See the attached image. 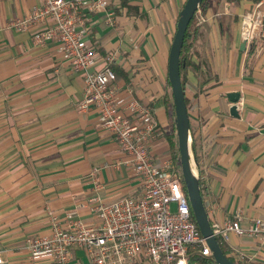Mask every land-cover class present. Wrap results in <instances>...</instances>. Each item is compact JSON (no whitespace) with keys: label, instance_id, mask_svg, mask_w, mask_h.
I'll return each instance as SVG.
<instances>
[{"label":"crops","instance_id":"0c3cea01","mask_svg":"<svg viewBox=\"0 0 264 264\" xmlns=\"http://www.w3.org/2000/svg\"><path fill=\"white\" fill-rule=\"evenodd\" d=\"M41 2L0 0V264H54L31 259L24 247L27 236L49 233L47 208L92 223L96 217L80 206L92 195L111 201L140 192L132 165L101 125L97 108L76 107L83 77L72 69L60 43L34 42L37 25L26 30L11 25ZM184 2L110 0L113 22L94 14L87 35L96 53L115 54L116 78L110 85L117 95L152 108L158 124L149 143L154 158L172 153L167 61ZM248 11H260L264 24V0H208L194 42L195 64L184 80L208 217L222 222L239 212L244 225L253 217L264 218V25L242 47L239 23ZM231 91L239 92L237 117L229 113ZM226 244L229 254L243 255L242 262L264 264L261 238L230 233ZM74 255L80 264H91L82 250Z\"/></svg>","mask_w":264,"mask_h":264},{"label":"built area","instance_id":"2783aa9c","mask_svg":"<svg viewBox=\"0 0 264 264\" xmlns=\"http://www.w3.org/2000/svg\"><path fill=\"white\" fill-rule=\"evenodd\" d=\"M97 13L112 23L110 0H42L27 15L10 23L22 30L37 25L31 33L36 43H60L72 69L83 77L76 107L97 108L101 125L115 136L127 156L124 162L132 165L140 192L111 201L92 195L85 205L80 204L96 217L92 223L72 212L59 216L47 208L49 233L27 236L24 247L31 259L47 258L54 264H80L74 255L76 249L82 250L91 264H218L193 219L179 165L169 155L154 158L149 150L158 125L152 108L134 97L117 95L110 85L116 78L112 68L115 54L101 56L87 42ZM193 16L196 24L205 20L199 6ZM263 25L260 11L245 12L239 23L241 40L254 41ZM100 62L102 67L96 68ZM94 184L95 190L101 188L96 180ZM209 220L214 236L222 242L228 241L230 233L264 240L262 217H253L246 225L239 212L222 222ZM230 255L243 261V255L232 251ZM195 257H208L213 262Z\"/></svg>","mask_w":264,"mask_h":264},{"label":"water","instance_id":"95a60500","mask_svg":"<svg viewBox=\"0 0 264 264\" xmlns=\"http://www.w3.org/2000/svg\"><path fill=\"white\" fill-rule=\"evenodd\" d=\"M201 1L202 0H185L179 11L176 29L168 52L167 78L172 95L174 126L177 138L182 182L191 207L193 219L195 220L201 235L205 238V242L211 251L214 261L218 264H235L222 251L217 238L212 232L208 213L201 194L199 176L195 167V156L190 138V122L184 92L181 85L180 51L183 45L187 26ZM244 45L245 42L242 41L241 46L243 47ZM227 96L232 102V105L229 107V113L232 116H239L236 108V102L239 99V92L231 91L227 93Z\"/></svg>","mask_w":264,"mask_h":264},{"label":"trees","instance_id":"16d2710c","mask_svg":"<svg viewBox=\"0 0 264 264\" xmlns=\"http://www.w3.org/2000/svg\"><path fill=\"white\" fill-rule=\"evenodd\" d=\"M208 6V0H202L200 5H199V8L202 10V11H205L206 8ZM201 31H200V25L199 24H196V20H195V17L193 16L191 21L189 22L188 26H187V29L185 31V35H184V40H183V45H182V48H181V51H180V77H181V85H182V89H183V92H184V80H185V73H186V70L187 68H190L192 67L195 62H194V59L192 57V54L194 53V42L196 40V38H198V36L200 35ZM166 81L169 84V81H168V78H166ZM170 87V86H169ZM170 97H171V91H170ZM185 102L187 104V100H186V97H185ZM174 114V112H173ZM175 128V127H174ZM173 136L176 138L175 136V131H174V135L173 134H169L168 137L170 138V141H171V145H172V154H175V151H176V142L177 140L175 139V143H173L172 141V138ZM174 157V155H173ZM175 157L177 158V154H175ZM179 172H180V169H179ZM180 177H181V172H180ZM181 180H182V177H181ZM199 183H200V180H199ZM200 188H201V194H202V197H203V188H202V185L200 184ZM218 243L222 249V251L235 263V264H245L246 261L244 262H240L238 260H236L232 255H230L228 253V246L225 242H222L220 241V239L218 238ZM195 259H198V260H201V261H205V262H209V263H212L213 260L211 258H202V257H195Z\"/></svg>","mask_w":264,"mask_h":264},{"label":"rangeland","instance_id":"374dc122","mask_svg":"<svg viewBox=\"0 0 264 264\" xmlns=\"http://www.w3.org/2000/svg\"><path fill=\"white\" fill-rule=\"evenodd\" d=\"M203 12V11H202ZM202 24V23H201ZM175 154H177V158L175 157ZM175 154H172L171 153V157L172 159L174 160V162H176L178 165H179V169H180V163H179V153H178V148H177V142H176V151H175ZM174 155V157H173ZM181 172V171H180ZM182 177V176H181ZM235 258V257H234ZM236 259V258H235ZM244 260H245V257H244ZM246 264V263H245Z\"/></svg>","mask_w":264,"mask_h":264}]
</instances>
